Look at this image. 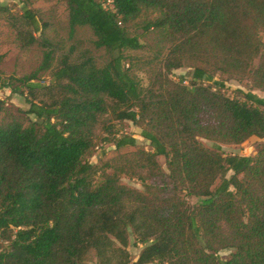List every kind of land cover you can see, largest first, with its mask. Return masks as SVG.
<instances>
[{"label": "trees", "instance_id": "1", "mask_svg": "<svg viewBox=\"0 0 264 264\" xmlns=\"http://www.w3.org/2000/svg\"><path fill=\"white\" fill-rule=\"evenodd\" d=\"M61 1L70 30L89 28L106 61L99 67L89 50L70 48L48 101L22 110L0 99V264H264V100L251 91L230 98L214 81L264 90V0H113L112 11ZM24 17L31 46L39 28L31 12ZM147 34L159 49L143 88L125 52L145 50ZM42 46L46 72L55 52ZM182 68L193 70L188 86L170 77ZM35 79L0 76V91L33 93L42 88ZM124 122L147 150L119 136L114 123ZM97 129L115 154L93 164ZM251 138L263 141L255 156L221 153ZM131 236L141 246L134 263Z\"/></svg>", "mask_w": 264, "mask_h": 264}, {"label": "rangeland", "instance_id": "2", "mask_svg": "<svg viewBox=\"0 0 264 264\" xmlns=\"http://www.w3.org/2000/svg\"><path fill=\"white\" fill-rule=\"evenodd\" d=\"M101 2L102 0H97ZM4 10L0 12V76L3 78L21 79L27 76H36V79L32 83L42 86L41 89L28 93L24 90L23 96L12 95L9 89L0 91V99L5 100L9 105H13L16 108L22 110H28V101L34 102L48 101L52 97V93L56 95V92L49 87L51 83V73L56 67V61L62 54H65L70 48H74L76 54L83 49L89 50L97 64L102 66L105 61V55L103 50H96L93 46L95 40L90 29L75 28L72 32L68 24V11L65 3L61 0H3L0 2ZM29 11L34 16L39 31L32 33L36 43L27 46L25 43L28 40V36L31 33L32 26L24 17V12ZM153 16V13H149L148 17ZM145 18V17H144ZM142 18V19H144ZM140 23L136 24L133 30H136ZM140 32V31H139ZM261 40L264 42V33L261 34ZM44 41L47 46H50L55 52L54 61L52 67L48 71H42L40 68L43 61ZM140 42L145 45V50L141 51H127L126 55L133 60L132 73L140 82L143 88L148 87L150 78L153 75V71L156 68L157 63L152 60L155 57L159 47L156 45L155 38L152 34H147L140 38ZM258 62H255V65ZM193 70L191 68H182L173 71L171 78L174 81H178L183 78L185 85H189L192 81ZM214 81L224 82V93L230 98H237L243 100L242 95L239 93H245L251 91L256 96L264 100V90H254L252 88L251 81L248 79L241 80L239 78L229 79L226 76L216 74ZM209 86V84H205ZM52 91V92H51ZM119 136L122 134L132 135L137 140V145L145 148H149V144L139 137V129L133 126L129 122L114 123ZM104 135L100 129L96 130L95 137V149L92 157L89 159L90 163L97 164L113 157L114 147L110 143L103 142ZM205 147L213 149V144L202 140ZM262 140L251 138L241 145H220L221 153L227 155H239L245 157H253ZM133 151V148H124L120 152L128 153ZM159 165L166 169L165 160L162 157L158 158ZM231 176V173L227 174V178ZM122 183L136 189H141L140 183L137 180H130L123 178ZM219 184L216 182L215 186ZM192 203L196 200L192 199ZM135 238L133 236L129 239V245L127 251L132 263L137 261L139 252L141 250L140 245L135 244ZM229 251L222 252L220 259H228ZM93 264V263H92Z\"/></svg>", "mask_w": 264, "mask_h": 264}, {"label": "built area", "instance_id": "3", "mask_svg": "<svg viewBox=\"0 0 264 264\" xmlns=\"http://www.w3.org/2000/svg\"><path fill=\"white\" fill-rule=\"evenodd\" d=\"M101 6L104 10L112 11L113 10V0H102Z\"/></svg>", "mask_w": 264, "mask_h": 264}]
</instances>
